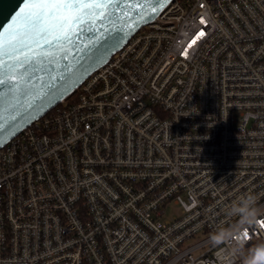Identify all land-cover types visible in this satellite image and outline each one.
Returning <instances> with one entry per match:
<instances>
[{"label": "built area", "instance_id": "1", "mask_svg": "<svg viewBox=\"0 0 264 264\" xmlns=\"http://www.w3.org/2000/svg\"><path fill=\"white\" fill-rule=\"evenodd\" d=\"M72 96L0 149V264H242L210 236L264 221V0H173Z\"/></svg>", "mask_w": 264, "mask_h": 264}, {"label": "snow or ice", "instance_id": "2", "mask_svg": "<svg viewBox=\"0 0 264 264\" xmlns=\"http://www.w3.org/2000/svg\"><path fill=\"white\" fill-rule=\"evenodd\" d=\"M169 3L23 0L19 11L0 27V137L18 127V118L30 117L62 97L89 71L100 48L119 47L131 31ZM200 23H207L203 16ZM204 36L203 29L195 33L181 55L187 56ZM259 223L264 227V221Z\"/></svg>", "mask_w": 264, "mask_h": 264}, {"label": "clouds", "instance_id": "3", "mask_svg": "<svg viewBox=\"0 0 264 264\" xmlns=\"http://www.w3.org/2000/svg\"><path fill=\"white\" fill-rule=\"evenodd\" d=\"M260 214L261 209L256 206V198L253 195H247L233 203L229 215L238 216V223L230 228H221L210 236V243L213 247L228 246L221 253V258L230 253L233 257H242V264H264V242L244 252L247 230L260 222L258 220ZM228 264H233V262L229 260Z\"/></svg>", "mask_w": 264, "mask_h": 264}, {"label": "water", "instance_id": "4", "mask_svg": "<svg viewBox=\"0 0 264 264\" xmlns=\"http://www.w3.org/2000/svg\"><path fill=\"white\" fill-rule=\"evenodd\" d=\"M172 1L173 0H170V3ZM22 3L23 0H0V27H2L4 23L7 24L11 20V17L15 15L17 11H19V8L22 5ZM169 4H167L166 6H168ZM159 14L152 17L151 20H148L147 22H143L139 26H137L134 31H131L127 35V37L123 40V42L120 44L119 47L112 48L110 44H106L103 48H100L99 51L96 52V58L90 62L91 66L89 68V71L85 73L83 76H81V78L76 83L72 84L68 88V91L62 97L53 100L42 111L33 113L30 117L18 118L20 119V123L18 127H16L12 132L5 133L2 137H0V149L5 147L13 138L18 136L25 128L31 126L34 122L44 117L52 109L57 107L65 99L71 96L84 83V81L90 77L91 74H93L96 70L100 69L105 64H107L116 52L120 51L131 40V38L137 32H139L143 27L152 23L159 16ZM62 63H67V62H62ZM41 75H43L45 79H47V75H48L47 72L41 73Z\"/></svg>", "mask_w": 264, "mask_h": 264}, {"label": "rangeland", "instance_id": "5", "mask_svg": "<svg viewBox=\"0 0 264 264\" xmlns=\"http://www.w3.org/2000/svg\"><path fill=\"white\" fill-rule=\"evenodd\" d=\"M180 214H181V207L179 205L171 204L166 210L165 218L172 219L176 216H179Z\"/></svg>", "mask_w": 264, "mask_h": 264}, {"label": "trees", "instance_id": "6", "mask_svg": "<svg viewBox=\"0 0 264 264\" xmlns=\"http://www.w3.org/2000/svg\"><path fill=\"white\" fill-rule=\"evenodd\" d=\"M73 97H74V96H72V97H68L67 100H72Z\"/></svg>", "mask_w": 264, "mask_h": 264}]
</instances>
